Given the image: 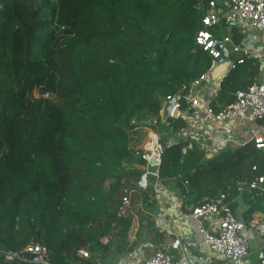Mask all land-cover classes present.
Masks as SVG:
<instances>
[{
    "label": "trees",
    "instance_id": "1",
    "mask_svg": "<svg viewBox=\"0 0 264 264\" xmlns=\"http://www.w3.org/2000/svg\"><path fill=\"white\" fill-rule=\"evenodd\" d=\"M208 8L209 0H0V264H115L104 252L134 220L120 208L141 170L134 164H145V118L161 133L158 176L178 178L182 206L222 193L230 201L259 177L253 142L205 158L190 139L169 142L182 118H159L167 96L189 93L216 62L195 42ZM224 27L209 30L220 38ZM226 30L239 46V30ZM238 58L208 102L214 112L257 81L258 60ZM29 243L47 247L45 263L19 256Z\"/></svg>",
    "mask_w": 264,
    "mask_h": 264
},
{
    "label": "crops",
    "instance_id": "2",
    "mask_svg": "<svg viewBox=\"0 0 264 264\" xmlns=\"http://www.w3.org/2000/svg\"><path fill=\"white\" fill-rule=\"evenodd\" d=\"M221 22L226 23V27L222 30V35L227 32L225 30L227 29V25L234 26L243 35V39L239 45L241 50L233 51L231 49L233 42L227 43V60H217L213 63L211 70L208 72L212 79L208 88H204L205 90L203 89L204 91L202 92L201 86L197 87V90H199L198 95L201 96L202 101L206 104L212 100L217 102L216 96L219 86L214 85L215 81L221 80L230 69L229 62L243 53L258 60L260 66L256 82L264 83V32L253 29L237 19L231 21L230 16L229 21L222 18L219 23ZM179 111L180 115H172L167 119L171 117L182 118L186 126L181 128L177 133L169 135V142H176L178 139H190L197 143L203 151L205 158H210L226 148L240 147L249 142H253L255 145L254 137L256 136L264 138V118L252 123H234L228 130L226 125L215 121L202 108L200 110L197 109V112H191L186 104L185 109L179 108ZM148 119L145 118V122ZM147 127L144 139L138 146L141 155H143V151L149 150V142L153 134L158 135V140L161 144V133L156 125V121H149ZM255 149L264 161V146H255ZM143 159L145 164H134V167L141 169L140 172L136 173L137 177L145 174L147 190L144 194H136L135 190L131 188L135 178H130V185L125 189L126 192L130 190L129 198L133 196L135 198L133 201L130 199L128 204L120 208V214L130 212L134 215V220L128 230L127 236L119 237L113 235L110 237L112 244L108 252H104L108 260L106 262L109 263L111 261V263L115 264H124L130 255L146 258L155 250L162 249L175 260L192 259L195 264H231L224 255L209 248L202 241L199 232L200 227H204L211 232L214 231L220 218L217 216H193L190 204L183 202L182 206L183 195L178 178L176 176H168L167 178H160L158 176L161 156L158 155L156 157V164L158 165L157 173L151 172L149 170L150 161H147L145 158ZM252 168L254 169L255 166ZM257 176L264 177V168ZM249 183L245 189H241V187L237 195L230 200L232 207L230 201L226 200L225 196V201L228 203L232 215L245 225L243 235L247 238L248 249L239 264H257L258 252L262 247V236L254 230L253 226L257 222L264 220V179L256 187H251ZM150 184L151 188L149 187ZM148 203L151 205L150 208L147 207ZM249 207L253 209L250 217H246L244 212ZM107 240V236L102 238V242H106ZM120 241L126 243L125 247L116 246ZM129 246H132V248L127 250Z\"/></svg>",
    "mask_w": 264,
    "mask_h": 264
},
{
    "label": "built area",
    "instance_id": "3",
    "mask_svg": "<svg viewBox=\"0 0 264 264\" xmlns=\"http://www.w3.org/2000/svg\"><path fill=\"white\" fill-rule=\"evenodd\" d=\"M220 5H223L224 8L226 5L227 9H222ZM230 12H233L243 24L264 32V0H209V8L202 18L203 27L196 33L195 42L215 61L221 56L220 47H226L227 43L231 42V33L226 30L227 32L224 35L216 38L212 35L209 27L219 23L222 18L229 21L228 13ZM230 27V25H227L228 29ZM231 49L233 51L241 50L240 46L233 43ZM238 59V62L242 61L241 56ZM233 66L234 62L230 61L229 67ZM211 81L209 74L204 73L191 83L189 93L185 95L175 94L178 100L171 115H180L179 104L182 98L188 108H194V112L202 108L215 121L226 125L228 130L234 123H252L264 118V83L254 82L247 89L238 91L234 101L221 108L218 112H214L208 104L202 101L201 96L198 95L199 90H197V87L201 86V91L203 92L208 88ZM219 84L220 80H216L214 83L215 86H219ZM171 97L167 96L166 99ZM254 142L256 147L264 146V138L262 136L254 137ZM161 147L158 135L153 134L149 142V150L143 151V158L147 161H150L152 157L156 158L160 155ZM263 179V176H259L252 180L249 185L256 187ZM131 188L136 193L144 194L147 190L145 174L136 176ZM129 192H126L122 197V205L129 203ZM191 213L195 217L217 216L220 218L217 228L212 232L204 227L199 228L201 239L209 248L224 255L231 264H239L248 249L247 238L243 235L245 225L232 215L230 207L225 201V194L222 193L217 197L209 198L195 205ZM253 227L262 236V247L258 252L257 264H264V220L257 222ZM24 251L29 254L36 253L39 255L38 260L46 262L45 257H47L48 249L42 244L29 243L24 248ZM78 253L84 257L89 256V253L84 249L78 250ZM12 255L10 254L9 256ZM124 264H195V262L192 259L175 260L166 251L157 249L146 258L130 255Z\"/></svg>",
    "mask_w": 264,
    "mask_h": 264
},
{
    "label": "water",
    "instance_id": "4",
    "mask_svg": "<svg viewBox=\"0 0 264 264\" xmlns=\"http://www.w3.org/2000/svg\"><path fill=\"white\" fill-rule=\"evenodd\" d=\"M221 48V56L218 58V61H225L228 57V50L226 47H220ZM178 98L177 95H172L171 98L166 99L162 105V107L159 110V118L161 121H166V119L169 116H172V110L174 109V106L177 102ZM190 111H194V108H190ZM149 170L153 173H157L158 171V165L156 164V158L152 157L150 159V166ZM19 256L23 259L33 260L37 261L39 259V255L36 253H27L26 251H23L19 253ZM45 260L47 261V257H45Z\"/></svg>",
    "mask_w": 264,
    "mask_h": 264
},
{
    "label": "rangeland",
    "instance_id": "5",
    "mask_svg": "<svg viewBox=\"0 0 264 264\" xmlns=\"http://www.w3.org/2000/svg\"><path fill=\"white\" fill-rule=\"evenodd\" d=\"M225 8L227 9V6L225 5ZM229 16H230V20L231 21H233V19H237L238 20V18L236 17V15L233 13V12H230L229 13ZM239 21V20H238ZM222 27H223V25H222ZM222 30H223V28H222ZM226 30V29H225ZM222 31L220 30V33H219V35L221 36L222 35ZM164 103V102H163ZM142 121V125H144V127H145V129H147L148 127V124H149V121H151L150 119H148L146 122H145V119H143V120H141ZM107 183V182H106ZM149 187L151 188V184L149 185ZM150 200V199H149ZM136 219H137V217H136ZM136 219H135V221H136ZM134 227H135V225H134ZM88 252V251H87ZM37 262H42V260L40 261V260H37Z\"/></svg>",
    "mask_w": 264,
    "mask_h": 264
}]
</instances>
